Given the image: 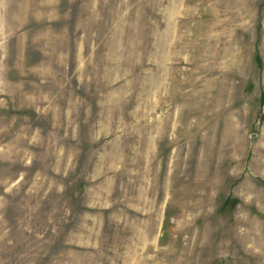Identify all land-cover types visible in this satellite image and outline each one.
<instances>
[{"label":"rangeland","instance_id":"374dc122","mask_svg":"<svg viewBox=\"0 0 264 264\" xmlns=\"http://www.w3.org/2000/svg\"><path fill=\"white\" fill-rule=\"evenodd\" d=\"M0 264H264V0H0Z\"/></svg>","mask_w":264,"mask_h":264},{"label":"bare ground","instance_id":"6f19581e","mask_svg":"<svg viewBox=\"0 0 264 264\" xmlns=\"http://www.w3.org/2000/svg\"><path fill=\"white\" fill-rule=\"evenodd\" d=\"M204 192V191H203ZM198 198H200V197H198Z\"/></svg>","mask_w":264,"mask_h":264}]
</instances>
